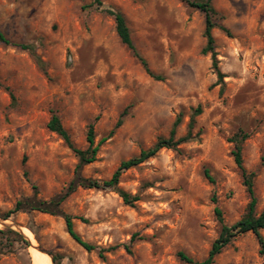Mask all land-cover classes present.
<instances>
[{
	"label": "rangeland",
	"instance_id": "374dc122",
	"mask_svg": "<svg viewBox=\"0 0 264 264\" xmlns=\"http://www.w3.org/2000/svg\"><path fill=\"white\" fill-rule=\"evenodd\" d=\"M101 1L123 14L136 50L163 81L147 74L121 42L114 18L97 11L94 0H0V30L13 43L35 45L42 62L0 43V219L33 196L34 187L39 199L50 200L74 180L77 156L48 129L54 113L81 150L89 146L90 125L98 145L124 114L97 160L82 171L101 181L169 137L178 118L176 139L186 136L194 118L192 141L121 175L119 187L139 197L134 206L110 189L82 187L62 204L83 240L116 247L104 258L77 244L61 217L32 212L8 220L28 229L32 244L57 257V264H185L179 252L202 261L221 230L212 198L228 226L250 203L233 156L238 135H246L244 168L256 174L257 213L264 210V0H212L217 23L231 33L213 30L223 85L211 55L202 52L203 12L183 0ZM33 250L4 249L0 264H30ZM259 252L256 236L247 233L215 264H264Z\"/></svg>",
	"mask_w": 264,
	"mask_h": 264
},
{
	"label": "trees",
	"instance_id": "16d2710c",
	"mask_svg": "<svg viewBox=\"0 0 264 264\" xmlns=\"http://www.w3.org/2000/svg\"><path fill=\"white\" fill-rule=\"evenodd\" d=\"M185 1L190 7H193L205 14L206 17V27L204 36L206 38V45L203 48V54L211 55L212 60V69L217 76V84H224L225 74L221 71L219 67V60L217 59L216 53V46H215V39L213 36V30L215 28L220 29L223 33L227 36H231L230 31L223 25L218 24L216 19L219 17L218 12L212 5V0H183ZM92 6L96 7L97 11H100L108 16L114 18L116 23V31L121 40V42L126 45L133 55L140 61L144 69L146 70L147 74L156 81H163L164 77L152 72L148 66L147 61L138 53L136 50L134 43L131 38L130 30L127 26L125 17L123 14L115 9L105 6L101 0H94ZM0 43L5 45H13L19 47L22 50L30 52L36 59L37 62L42 65L41 60L36 55V48L33 44H16L11 42L6 38L3 32L0 30ZM14 99V96H12ZM197 113H201L199 109ZM124 114L121 116L119 121L117 122L115 128L105 137L103 138L98 145L95 144V130L94 125L89 126L87 140L89 146L85 150L78 149L74 146L71 141L70 135L63 127L60 118L55 113L52 115V118L48 124V129L59 135L66 145L74 152V154L78 158V165L75 171V178L69 184L66 191L57 195L56 197L50 200H43L38 198L37 188L34 187V194L31 197L24 198L19 200L14 209L6 214L3 219H9L14 214L17 213H32V212H39L42 214H48L55 217H61L65 221L67 233L70 237L79 244L82 248H84L87 252H97L100 258L105 257V253L111 250H115L116 247L110 249H102L97 247L94 244L88 243L82 239V237L76 232L74 228V220L75 217L65 213L62 210V204L66 201V199L74 193L79 187L85 189H97V190H104L110 189L115 191L123 200L124 204L128 206H134L136 202L139 201L138 196H131L124 190L119 187L121 175L132 168H136L141 164L145 163L149 159L154 158L161 150L163 149H172L176 150L181 144L187 143L194 139L192 134V130L194 128L195 120L194 118L191 120L189 125V130L186 136L176 139V130L179 124L181 123V119L178 118L174 124V127L167 138H159L157 142L149 149L141 151V153L133 157L127 161L121 162L118 169L115 171L113 176L109 180H95L91 178H85L82 175V171L85 166L92 164L97 160V155L99 152L100 145L107 141L112 135L116 128L122 125V119ZM246 138V135H238L233 139L236 143L235 150L233 151V156L237 167L241 170L242 176L244 179V185L247 188V191L250 196V203L247 207L246 213L243 217L236 222L235 224L228 226L224 223L223 212L221 208L217 205L218 200L216 197L212 198V201L216 204L215 207V215L221 224V230L219 237L214 241L212 248L208 254V256L202 261H195L193 258L188 256L183 252H179L178 257L179 259L185 264H215L216 257L222 253V251L231 245L235 239L239 236L253 233L260 245V255L264 256V237L261 234V231L264 229V210L261 213H257V198L254 191V179L256 174L255 173H248L243 165V158H242V147L241 143ZM206 178L211 182L214 183L213 177L209 174L208 170H205ZM86 222V220H83ZM15 245H21L24 248L30 247L29 242L25 239V237L11 229V228H2L0 229V251L4 249L12 250ZM128 253H131L130 247L126 246ZM54 264L58 263V258L53 257ZM33 262V261H32ZM32 262L30 264H32Z\"/></svg>",
	"mask_w": 264,
	"mask_h": 264
},
{
	"label": "water",
	"instance_id": "95a60500",
	"mask_svg": "<svg viewBox=\"0 0 264 264\" xmlns=\"http://www.w3.org/2000/svg\"><path fill=\"white\" fill-rule=\"evenodd\" d=\"M0 222H2L3 224V228H11L19 233H21L25 239L29 242L30 246L33 247L35 250H37L38 252L40 253H43V254H46L47 256H49L51 258V263L54 264V261H53V256L51 254H49L44 248H42L41 246L39 245H33L31 240L23 233V228L21 226H19L18 224H15V223H12V222H9L8 219H0Z\"/></svg>",
	"mask_w": 264,
	"mask_h": 264
},
{
	"label": "bare ground",
	"instance_id": "6f19581e",
	"mask_svg": "<svg viewBox=\"0 0 264 264\" xmlns=\"http://www.w3.org/2000/svg\"><path fill=\"white\" fill-rule=\"evenodd\" d=\"M3 227L2 222H0V228ZM23 233L31 240L32 243L35 242V239L32 235V233L26 229L23 228ZM33 264H52L51 263V258L45 254H42L40 252H38L37 250H33Z\"/></svg>",
	"mask_w": 264,
	"mask_h": 264
}]
</instances>
